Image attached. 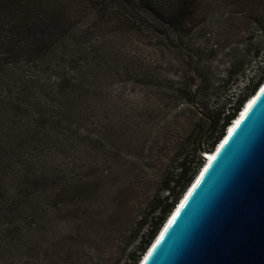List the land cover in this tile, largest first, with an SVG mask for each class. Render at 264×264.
<instances>
[{
    "label": "trees",
    "instance_id": "16d2710c",
    "mask_svg": "<svg viewBox=\"0 0 264 264\" xmlns=\"http://www.w3.org/2000/svg\"><path fill=\"white\" fill-rule=\"evenodd\" d=\"M171 1L175 8L168 6L167 11L162 8H167L164 0H0V240L3 243L27 241L26 228L44 222L45 215L52 220L75 217L78 224L83 223L85 213L79 210L81 206L87 207L83 198L87 199L90 191L103 190L110 177L107 159H103L104 155L108 156L103 146L105 138L101 130L91 128L97 126H92L91 99L86 96L93 88L90 79L100 77L107 70L111 72L116 62L123 64L124 73H134L131 70L134 66L116 58V48L107 45L111 43L104 37L105 18L117 7L121 11L119 32L130 39L137 34V25L144 38L149 37L141 33L159 32L165 27L183 33V28L198 12L194 11L198 4L196 0ZM236 1L243 7L239 15L242 22L249 25L248 29L253 23L263 36L264 15L259 7L264 8V0ZM149 15L158 25H149ZM84 17L91 23H86ZM94 26L99 38L92 41ZM229 39H235L234 32ZM233 43L238 47V42ZM251 48L263 63L259 75L256 80L248 79L243 93L233 105L230 103L229 109L222 107L215 120L217 133L210 134L213 137L210 152L264 82V57L259 56L258 44ZM122 53L119 50L117 54ZM243 67V60L231 65L229 77L243 76ZM185 79L177 76L180 84ZM187 92L191 98L190 90ZM202 122L203 118L186 137L193 155L187 154L179 162L176 174L164 188L167 195L162 199L155 196L151 211L140 217L138 232L142 229L146 232L139 237L129 264L139 263L204 166L203 154L199 156L200 138L205 132ZM93 150L99 159L94 154L79 167L80 155L91 154Z\"/></svg>",
    "mask_w": 264,
    "mask_h": 264
},
{
    "label": "rangeland",
    "instance_id": "374dc122",
    "mask_svg": "<svg viewBox=\"0 0 264 264\" xmlns=\"http://www.w3.org/2000/svg\"><path fill=\"white\" fill-rule=\"evenodd\" d=\"M164 1V10L175 8L171 0ZM196 3L194 11L198 12L183 33L170 27L141 33L149 38L140 35L138 25L132 39L119 32L121 11L115 6L110 10L105 18L104 37L111 43L107 45L116 48V58L134 66V73H124L123 64L116 62L111 72L90 79L93 88L86 93L91 99L92 126H97L91 128L101 130L105 138L103 146L108 156L103 159L110 168L109 180L103 190L90 191L87 199L83 198L87 200V207H79L85 213L83 223L78 224L75 217L52 220L45 215L44 222L26 228L27 241L8 244L0 240V264L130 263L139 237L146 232H138L140 217L151 211L155 196L162 199L167 195L164 188L176 174L181 159L193 155L186 138L191 128L195 129L202 118L205 130L211 126L202 139L199 156L210 152V134L217 133L215 120L222 107L229 109L230 103L236 102L248 79H257L263 64L251 46L258 44L259 56L264 57V31L262 36L253 23L248 29L249 25L239 18L243 7L236 0ZM259 10L264 15V8ZM148 18L149 25H158L150 15ZM84 21L91 23L87 17ZM233 32L235 39L231 41ZM91 38H99L95 26ZM233 42H238V47ZM119 50L124 54H117ZM241 60L245 74L230 78V66ZM177 76L187 79L180 84ZM96 150L87 155L83 152L78 166L94 154L99 159Z\"/></svg>",
    "mask_w": 264,
    "mask_h": 264
},
{
    "label": "water",
    "instance_id": "95a60500",
    "mask_svg": "<svg viewBox=\"0 0 264 264\" xmlns=\"http://www.w3.org/2000/svg\"><path fill=\"white\" fill-rule=\"evenodd\" d=\"M251 97L139 264H264V82Z\"/></svg>",
    "mask_w": 264,
    "mask_h": 264
},
{
    "label": "clouds",
    "instance_id": "9594fccd",
    "mask_svg": "<svg viewBox=\"0 0 264 264\" xmlns=\"http://www.w3.org/2000/svg\"><path fill=\"white\" fill-rule=\"evenodd\" d=\"M250 98H251V97H250ZM250 98H249V99H250ZM250 101H251V100H250ZM250 101H247V102L244 104V106H243L242 110L239 112V114H242V112L245 110L244 107H246V106L250 103ZM239 114H238V115H239ZM237 117H238V116H237ZM236 119H237V118H236ZM236 119L233 120L232 123L235 122ZM227 129H228V130L231 129V126L229 125ZM219 145H220V144H218L217 147H218ZM204 153L206 154V155H203V157H204V159H205V163H206L207 159H209V157H208L209 154H207L206 152H204ZM209 160H210V159H209ZM204 165H205V164H204ZM184 195H185V194H184Z\"/></svg>",
    "mask_w": 264,
    "mask_h": 264
},
{
    "label": "bare ground",
    "instance_id": "6f19581e",
    "mask_svg": "<svg viewBox=\"0 0 264 264\" xmlns=\"http://www.w3.org/2000/svg\"><path fill=\"white\" fill-rule=\"evenodd\" d=\"M251 99H252V97H251ZM251 99H250V100H251ZM250 100H248V101H250ZM249 105H250V103H249L246 107H244V109L246 110V109L249 107ZM243 112H244V111H243ZM241 115H242V114H239L238 116L240 117ZM230 126H231V128H232V127H233V123H231ZM230 130H231V129H230ZM219 143H220V142H219ZM214 152H215V150H213L212 152H207V154L210 155V156H208L209 159H212V158H213ZM209 159H207L206 162H208Z\"/></svg>",
    "mask_w": 264,
    "mask_h": 264
},
{
    "label": "built area",
    "instance_id": "2783aa9c",
    "mask_svg": "<svg viewBox=\"0 0 264 264\" xmlns=\"http://www.w3.org/2000/svg\"><path fill=\"white\" fill-rule=\"evenodd\" d=\"M203 155H206L205 153H202Z\"/></svg>",
    "mask_w": 264,
    "mask_h": 264
}]
</instances>
